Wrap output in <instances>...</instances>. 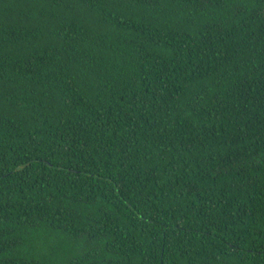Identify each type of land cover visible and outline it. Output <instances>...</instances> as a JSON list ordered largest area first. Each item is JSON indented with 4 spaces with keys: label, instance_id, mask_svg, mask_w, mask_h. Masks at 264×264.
I'll return each mask as SVG.
<instances>
[{
    "label": "trees",
    "instance_id": "1",
    "mask_svg": "<svg viewBox=\"0 0 264 264\" xmlns=\"http://www.w3.org/2000/svg\"><path fill=\"white\" fill-rule=\"evenodd\" d=\"M0 264H264V0H0Z\"/></svg>",
    "mask_w": 264,
    "mask_h": 264
}]
</instances>
